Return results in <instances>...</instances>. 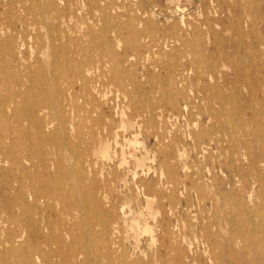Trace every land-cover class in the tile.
<instances>
[{"label":"rangeland","instance_id":"rangeland-1","mask_svg":"<svg viewBox=\"0 0 264 264\" xmlns=\"http://www.w3.org/2000/svg\"><path fill=\"white\" fill-rule=\"evenodd\" d=\"M115 1L0 0V264H264V0Z\"/></svg>","mask_w":264,"mask_h":264},{"label":"bare ground","instance_id":"bare-ground-1","mask_svg":"<svg viewBox=\"0 0 264 264\" xmlns=\"http://www.w3.org/2000/svg\"><path fill=\"white\" fill-rule=\"evenodd\" d=\"M116 1L118 2V0H116ZM116 1H115V2H116ZM121 3H122V2H121ZM127 3H128V2H127ZM67 5H68V4H67ZM51 6H52V5H51ZM53 6H54V5H53ZM53 6H52V9H53ZM126 6H127V5H126ZM129 7H130V6H129ZM33 8H34V7H33ZM68 8H69V7H68ZM10 9H11V8H10ZM27 9H29V8H27ZM30 9H31V8H30ZM46 9H47V8H46ZM64 9H65V8H64ZM99 9H100V8H99ZM104 9H105V8H104ZM127 10H128V9H127ZM129 10H130V9H129ZM129 10H128V11H129ZM29 11H30V10H29ZM32 11H33V10H32ZM35 11H36V10H35ZM35 11H34V13H35ZM67 11H68V10H67ZM104 11H105V10H104ZM0 12H1V11H0ZM11 12H12V11H11ZM102 12H103V11H102ZM27 13H28V12H27ZM75 13H76V11H75ZM118 13H119V12H118ZM123 13H124V12H123ZM38 14H39V12H38ZM104 14H105V12H104ZM104 14H103V15H104ZM0 15H1V14H0ZM12 15H13V14H12ZM29 15H30V14H29ZM32 15H33V14H32ZM93 15H94V14H93ZM113 15H114V14H113ZM120 15H121V13H120ZM130 15H131V14H130ZM130 15H129V16H130ZM7 16H8V14H7ZM24 16H25V15H24ZM33 16H34V15H33ZM39 16H40V15H39ZM54 16H55V15H54ZM94 16H95V15H94ZM115 16H116V15H115ZM4 17H5V16H4ZM15 17H16V16H15ZM15 17H14V18H15ZM40 17H41V16H40ZM109 17H110V16H109ZM113 17H114V16H113ZM8 18H9V17H8ZM10 18H11V17H10ZM22 18H23V17H22ZM47 18H48V17H47ZM150 18H151V17H150ZM16 19H17V17H16ZM16 19H15V20H16ZM107 19H108V17H107ZM2 20H3V19H2ZM7 20H8V19H7ZM21 20H22V19H21ZM32 20H33V19H32ZM95 20L97 21V19H95ZM104 20H105V19H104ZM111 20H112V19H111ZM115 20H117V19H115ZM115 20H114V21H115ZM120 20H121V19H120ZM25 21H26V19L24 20V23H23V24H25ZM98 21H99V19H98ZM118 21H119V20H118ZM118 21H116V22H118ZM250 21H251V20H250ZM16 22H17V21H16ZM27 22H28V21H27ZM46 22H47V21H46ZM256 22H257V21H256ZM8 23H9V22H8ZM30 23H31V22H30ZM32 23H34V22H32ZM32 23H31V24H32ZM47 23H48V22H47ZM47 23H46V24H47ZM50 23H52V22H49L47 25H49ZM99 23H100V22H99ZM102 23H103V21H102ZM107 23H108V22H107ZM113 23H115V22H113ZM120 23H121V21H120ZM103 24H104V23H103ZM105 24H106V23H105ZM117 24H118V23H117ZM152 24H153V22H152ZM10 25H11V24H10ZM12 25H13V24H12ZM109 25H111V24H109ZM118 25H119V24H118ZM121 25H122V24H121ZM121 25H120V26H121ZM135 25H136V24H135ZM137 25H138V24H137ZM241 25H242V24H241ZM243 25H244V24H243ZM4 26H5V25H4ZM103 26H104V25H103ZM114 26H115V25H114ZM143 26H144V25H143ZM125 27L127 28V26H125ZM134 27L136 28V26H134ZM134 27H133V28H134ZM137 27H138V26H137ZM144 27H145V26H144ZM1 28H2V27H1ZM14 28H15V27H14ZM16 28H17V27H16ZM31 28H32V27H31ZM60 28H61V27H60ZM65 28H66V27H65ZM90 28H91V27H90ZM108 28H109V27H108ZM110 28L112 29V27H110ZM110 28H109V30H110ZM116 28H118V27H116ZM119 28H120V27H119ZM126 28H125V29H126ZM147 28H148V27H147ZM190 28H191V27H190ZM200 28H201V27H200ZM25 29H26V27H25ZM29 29H30V28H29ZM33 29H34V28H33ZM33 29H30V30H33ZM61 29H63V27H62ZM97 29H98V27H97ZM100 29H101V28H100ZM113 29H114V28H113ZM141 29H142V27H141ZM13 30H14V29H13ZM17 30H18V29H17ZM95 30H96V29H95ZM114 30H115V29H114ZM119 30H120V29H119ZM119 30H118V31H119ZM133 30H134V29H133ZM199 30H200V29H199ZM209 30H210V29H209ZM59 31H60V30H59ZM90 31H91V30H90ZM90 31H89V32H90ZM93 31H94V28H93ZM115 31H116V30H115ZM115 31H114V32H115ZM137 31H138V30H137ZM203 31H204V30H203ZM0 32H1V31H0ZM86 32H88V31H86ZM94 32H95V31H94ZM97 32H98V31H97ZM104 32H105V31H104ZM111 32H112V31H111ZM120 32H121V30H120ZM131 32H132V31H131ZM142 32H143V30H142ZM142 32H141V33H142ZM254 32H256V31H254ZM60 33H61V32H60ZM100 33H101V32H100ZM108 33H109V32H108ZM115 33H117V32H115ZM200 33H201V32H200ZM11 34H12V33H11ZM15 34H16V33H15ZM33 34H34V33H33ZM36 34H37V33H36ZM47 34H48V33H47ZM102 34H103V33H101V35H102ZM105 34H106V33H105ZM110 34H111V33H110ZM139 34H140V33H139ZM201 34H202V33H201ZM78 35H79V33H78ZM106 35H107V34H106ZM120 35H121V34H120ZM122 35H123V34H122ZM122 35H121V36H122ZM134 35H135V34H134ZM137 35H138V34H137ZM137 35H135V36H137ZM142 35H143V34H142ZM148 35H149V34H148ZM16 36H17V35H16ZM61 36H62V35H61ZM118 36H119V34L117 35V37H118ZM144 36H145V35H144ZM164 36H165V35H164ZM25 37H26V36H25ZM33 37H34V35H33ZM58 37H59V35H58ZM68 37H69V35H68ZM92 37H93V36H92ZM104 37H105V36H104ZM139 37H140V36H139ZM145 37H146V36H145ZM165 37H166V36H165ZM195 37H196V36H195ZM213 37H214V36H213ZM69 38H70V37H69ZM101 38H102V37H101ZM111 38H112V35H111ZM128 38H129V37H128ZM177 38H178V37H177ZM13 39H14V37H13ZM55 39H56V36H55ZM57 39H58V38H57ZM112 39H113V38H112ZM136 39H137V38H136ZM155 39H156V38H155ZM1 40H2V39H1ZM1 40H0V41H1ZM8 40H9V39H8ZM11 40H12V39H11ZM11 40H10V41H11ZM15 40H16V39H15ZM15 40H14V41H15ZM92 40H93V38H92ZM71 41H72V40H71ZM74 41H75V40H74ZM136 41H137V40H136ZM154 41H155V40H154ZM247 41H248V40H247ZM23 42H24V41H23ZM37 42H38V41H37ZM61 42H62V41H61ZM96 42H97V41H96ZM98 42H99V41H98ZM103 42H104V41H103ZM186 42H188V41H186ZM196 42H197V41H196ZM263 42H264V40H263ZM8 43H9V42H8ZM46 43H47L46 45H48V42H46ZM75 43H76V42H75ZM259 43H260V42H259ZM9 44H10V43H9ZM54 44H55V43H54ZM56 44H57V43H56ZM80 44H81V43H80ZM97 44H99V43H97ZM106 44H107V42H106ZM119 44H120V42H119ZM157 44H158V43H157ZM113 45H114V44H113ZM178 45H179V44H178ZM239 45H240V42H239ZM3 46H4V45H3ZM12 46H13V45H12ZM58 46H59V45H58ZM58 46H57V47H58ZM65 46H66V44H65ZM106 46H108V45H106ZM106 46H105V47H106ZM46 47H47V46H46ZM57 47H56V48H57ZM60 47H61V45H60ZM82 47H83V46H82ZM86 47H87V46H86ZM101 47H103V46H101ZM101 47H100V49H101ZM150 47H151V46H150ZM175 47H176V46H175ZM175 47H174V48H175ZM177 47H178V46H177ZM66 48H67V46H66ZM89 48H90V47H89ZM12 49H13V48H12ZM47 49H48V47H47ZM70 49H71V48H70ZM96 49H97V48H96ZM102 49H103V48H102ZM151 49H152V47H151ZM182 49H183V48H182ZM3 50H4V49H3ZM28 50H29V49H28ZM71 50H73V49H71ZM86 50H88V49H86ZM103 50H104V49H103ZM124 50H125V49H124ZM178 50H179V48H178ZM222 50H223V49H222ZM263 50H264V49H263ZM30 51H31V50H30ZM59 51H60V50H59ZM78 51H79V50H78ZM82 51H83V49H82ZM249 51H250V50H249ZM255 51H256V50H255ZM15 52H17V51H15ZM83 52H84V51H83ZM100 52H101V51H100ZM100 52H99V53H100ZM106 52H107V51H106ZM173 52H174V50H173ZM17 53H18V52H17ZM78 53H79V52H78ZM78 53H77V54H78ZM178 53H179V52H178ZM224 53L226 54V52H224ZM246 53H247V52H246ZM257 53H258V52H257ZM18 54H19V53H18ZM28 54H29V53H28ZM57 54H58V53H57ZM57 54H56V56H57ZM93 54H94V53H93ZM169 54H170V53H169ZM250 54H251V52H250ZM261 54H262V53H261ZM78 55H79V54H78ZM104 55H105V53H104ZM117 55H118V54H117ZM181 55H182V54H181ZM192 55H193V54H192ZM14 56H15V55H14ZM70 56H71V55H70ZM248 56H249V55H248ZM248 56H247V57H248ZM253 56H254V55H253ZM9 57H10V56H9ZM9 57H8V58H9ZM75 57H76V55H75ZM83 57L86 58L84 55H83ZM87 57H88V56H87ZM117 57H118V56H117ZM117 57H115V60L119 58V57H118V58H117ZM12 58H13V57H12ZM57 58H58V57H57ZM64 58H65V57H64ZM92 58H93V57H92ZM130 58H131V57H130ZM176 58H177V57H176ZM5 59H7V58H5ZM69 59H70V58H69ZM75 59H76V58H75ZM78 59H80V58H78ZM104 59H105V58H104ZM124 59H125V58H124ZM199 59H201V58H199ZM43 60H44V58H43ZM63 60H64V59H63ZM118 60H119V59H118ZM120 60H121V59H120ZM201 60H202V59H201ZM238 60H239V57H238ZM9 61H10V60H9ZM53 61H54V60H53ZM64 61H65V60H64ZM69 61H72V60H69ZM78 61H79V60H78ZM139 61H140V59H139ZM175 61H176V60H175ZM197 61H200V60H197ZM228 61H229V60H228ZM5 62H6V60H5ZM45 62H46V61H45ZM120 62H121V61H120ZM157 62H158V61H157ZM171 62H173V61H171ZM182 62H183V61H182ZM192 62H193V61H192ZM65 63H66V62H65ZM65 63H64V64H65ZM70 63H71V62H70ZM80 63H81V62H80ZM88 63H89V62H88ZM132 63H133V61H132ZM175 63H176V62H175ZM193 63H194V62H193ZM205 63H206V62H205ZM171 64H172V63H171ZM177 64H178V63H177ZM194 64H195V63H194ZM201 64H202V63H201ZM206 64H207V63H206ZM1 65H2V64H1ZM1 65H0V69H1ZM35 65H36V64H35ZM72 65H73V64H72ZM121 65H122V64H121ZM183 65H184V64H183ZM183 65H182V66H183ZM213 65H214V64H213ZM215 65H216V64H215ZM217 65H218V64H217ZM249 65H250V64H249ZM15 66H16V65H15ZM45 66H46V65H45ZM57 66H60V65L57 64ZM76 66H77V65H76ZM89 66H90V65H89ZM136 66H137V65H136ZM79 67H80V66H79ZM124 67H125V66H124ZM201 67H202V66H201ZM219 67H220V66H219ZM219 67H218V68H219ZM36 68H37V65H36ZM57 68H58V67H57ZM64 68H65V65H64ZM81 68H82V66H81ZM125 68H126V67H125ZM125 68H124V71L126 70ZM163 68H164V67H163ZM190 68H191V67H190ZM198 68H199V66H198ZM2 69H3V68H2ZM15 69H16V68H15ZM75 69H76V67H75ZM83 69H84V68H83ZM83 69H82V70H83ZM3 70H4V69H3ZM10 70H11V69H10ZM17 70H18V69H17ZM66 70H67V69H66ZM69 70H70V68H69ZM71 70H72V69H71ZM76 70L78 71V69H76ZM85 70H86V69H84V71H85ZM103 70H104V69H103ZM120 70H121V69H120ZM212 70H213V67H212ZM212 70H211V71H212ZM1 71H2V70H1ZM19 71H20V70H19ZM57 71H58V70H57ZM127 71H128V70H127ZM193 71H195V70H193ZM9 72H10V71H9ZM13 72L16 73V72H18V71H16V72L13 71ZM37 72H40V71H37ZM69 72H70V71H69ZM80 72H81V71H80ZM82 72H83V71H82ZM103 72H104V71H103ZM165 72H166V71H165ZM189 72H190V71H189ZM189 72H188V74H189ZM197 72H198V71H197ZM200 72H201V71H200ZM26 73H28V72H26ZM67 73H68V72H67ZM126 73H127V72H126ZM128 73H129V72H128ZM174 73H175V72H174ZM195 73H196V72H195ZM198 73H199V72H198ZM5 74H6V72H5ZM48 74H49V73H48ZM74 74H75V73H74ZM78 74H79V73H78ZM172 74H173V73H172ZM6 75H7V74H6ZM20 75H21V74H20ZM53 75H54V74H53ZM212 75H213V74H212ZM39 76H40V75H39ZM42 76H43V75H42ZM81 76H83V75H81ZM7 77H8V76H7ZM34 77H35V76H34ZM36 77H37V76H36ZM44 77H45V75H44ZM48 77H49V76H48ZM48 77H47V78H48ZM68 77H69V76H68ZM72 77H73V76H72ZM77 77H78V76H77ZM133 77H134V76H133ZM180 77H181V76H180ZM214 77H215V76H214ZM4 78H5V77H4ZM21 78H22V76H21ZM37 78H38V77H37ZM86 78H87V77H86ZM130 78H131V77H130ZM22 79H23V78H22ZM27 79H28V78H27ZM51 79H52V76H51ZM127 79H128V77H127ZM131 79H132V78H131ZM263 79H264V78H263ZM17 80H18V79H17ZM23 80H24V79H23ZM54 80H55V79H54ZM133 80H134V79H133ZM6 81H7V80H6ZM235 81H236V80H235ZM10 82H11V81H10ZM13 82H14V79L12 80V83H13ZM25 82H26V81H25ZM38 82H40V81H38ZM66 82H68V81H66ZM93 82H94V81H93ZM130 82H131V81H130ZM138 82H139V81H138ZM169 82H170V81H169ZM204 82H205V81H204ZM8 83H9V82H8ZM29 83H30V82H29ZM54 83H55V82H54ZM139 83H140V82H139ZM167 83H168V81H167ZM216 83H217V81H216ZM216 83H215V84H216ZM3 84H4V83H3ZM25 84H26V83H25ZM38 84H39V83H38ZM46 84H47V83H45V86L47 87ZM130 84H131V83H130ZM133 84H134V83H133ZM136 84H137V83H136ZM136 84H135V85H136ZM168 84H169V83H168ZM170 84H171V83H170ZM170 84H169V85H170ZM204 84H205V83H204ZM209 84H210V83H209ZM4 85H6V84H4ZM8 85H9V84H8ZM33 85H34V83H33ZM41 85H42V84H41ZM206 85H208V84H205V87H206ZM49 86H50V85H49ZM5 87H6V86H5ZM13 87H14V85H13ZM29 87H30V86H29ZM135 87H137V85H136ZM135 87H134V88H135ZM6 88H7V87H6ZM22 88H23V87H22ZM27 88H28V87H27ZM41 88H42V87H41ZM41 88H40V89H41ZM56 88H57V87H56ZM134 88H133V89H134ZM164 88H166V87H164ZM214 88L216 89L217 87H214ZM236 88H237V87H236ZM36 89H37V88H36ZM215 89H214V90H215ZM0 90H1V89H0ZM3 90H5V88H4ZM8 90H9V89H8ZM21 90H22V89H21ZM38 90H39V89H38ZM43 90H44V89H43ZM43 90H42V91H43ZM139 90H140V89H139ZM167 90H168V89H167ZM30 91H31V90H30ZM36 91H37V90H36ZM134 91H135V90H134ZM3 92H4V91H3ZM7 92H8V91H7ZM37 92H38V91H37ZM52 92H53V91H52ZM127 92H128V91H127ZM144 92H145V91H144ZM163 92H164V90H163ZM221 92H222V91H221ZM0 93H1V92H0ZM29 93H30V92H29ZM161 93H162V92H161ZM168 93H169V92H168ZM256 93H257V92H256ZM1 94H2V93H1ZM25 94H26V92H25ZM37 94L40 95V92H38ZM37 94H35V95L37 96ZM128 94H130V93H128ZM163 94H164V93H163ZM174 94H175V93H174ZM4 95H5V94H4ZM4 95H3V96H4ZM33 95H34V94H33ZM217 95H218V94H217ZM28 96H29V94H28ZM31 96H32V95H31ZM115 96H116V95H115ZM25 97H26V96H25ZM34 97H35V96H34ZM40 97H41V96H40ZM42 97H43V96H42ZM44 97H45V96H44ZM44 97H43V98H44ZM105 97H106V96H105ZM117 97H118V96H117ZM15 98H16L15 96L10 97V101H9L8 107H12V106H14L13 104H15ZM37 98H38V97H37ZM43 98H42V99H43ZM46 98H47V97H46ZM49 98H50V97H49ZM51 98H52V97H51ZM237 98H238V97H237ZM38 99H39V98H38ZM40 99H41V98H40ZM47 99H48V98H47ZM160 99H162V98H160ZM186 99H187V98H186ZM21 100H22V99H21ZM53 100H54V98H53ZM53 100H52V101H53ZM227 100H228V98H227ZM227 100H226V101H227ZM232 100H233V98H232ZM232 100H231V101H232ZM33 101H34V100H33ZM33 101H32V102H33ZM35 101H36V100H35ZM151 101H152V100H151ZM219 101H220V100H219ZM25 102H28V101H25ZM29 102H30V101H29ZM38 102H39V101H38ZM41 102H43V100H42ZM54 102H55V101H54ZM54 102H53V103H54ZM161 102H162V100H161ZM209 102H210V101H209ZM21 103H23V102H21ZM21 103H20V104H21ZM39 103H40V102H39ZM231 103H232V102H231ZM239 103H240V102H239ZM241 103H242V102H241ZM18 104H19V102H18ZM20 104H19V105H20ZM24 104H25V103H24ZM29 104H30V103H29ZM42 104H44V103H42ZM55 104H56V103H54V105H55ZM150 104H151V103H150ZM227 104H228V103H227ZM236 104H237V103H236ZM236 104H235V105H236ZM25 105H26V104H25ZM47 105H48V104H47ZM60 105H61V104H60ZM178 105H179V104H178ZM223 105H224V104H223ZM225 105H226V104H225ZM237 105H238V104H237ZM240 105H241V104H240ZM240 105H239V106H240ZM31 106H32V105H31ZM35 106H36V102H35ZM39 106H40V105H39ZM43 106H44V105H43ZM171 106H172V105H171ZM226 106H227V105H226ZM232 106H233V105H232ZM55 107H56V106H55ZM62 107H63V106H62ZM210 107H211V106H210ZM235 107H238V106H235ZM240 107H241V106H240ZM5 108H6V107H5V105L3 104V100H2V98H1V99H0V112H4V111H5ZM18 108H19V106H18ZM32 108H33V107H32ZM53 108H54V107H53ZM53 108H52V109H53ZM57 108H58V107H57ZM117 108H118V105H117ZM141 108H143V107H141ZM223 108H224V107H223ZM232 108H233V107H232ZM14 109H15V108H14ZM29 109H30V108H29ZM35 109H36V107H35ZM35 109H33V110H35ZM71 109H72V108H71ZM241 109H243V108H241ZM30 110H31V109H30ZM53 110H54V109H53ZM58 110H59V108H58ZM142 110H143V109H142ZM231 110H232V109H231ZM26 111H28V110L26 109ZM46 111H47V110H46ZM55 111H56V110H55ZM59 111H60V110H59ZM143 111H144V110H143ZM30 112H31V111H30ZM33 112H34V114H35V112L37 113V111H33ZM56 112H57V111H56ZM144 112H145V111H144ZM151 112H152V111H151ZM232 112H233V114L235 113V111H232ZM17 113H18V112H17ZM26 113H27V112H26ZM28 113H29V112H28ZM28 113H27V115H28ZM38 113H39V112H38ZM53 113H54V111H53ZM57 113H58V112H57ZM76 113H77V112H76ZM152 113H153V112H152ZM12 114H13V113H12ZM12 114H10V115H12ZM29 114H30V113H29ZM32 114H33V113H32ZM34 114H33V115H34ZM239 114H240V113H239ZM27 115H26V116H27ZM56 115H57V114H56ZM75 115H76V114H75ZM226 115H227V114H226ZM14 116H15V115H14ZM23 116H24V115H23ZM31 116H32V115H31ZM230 116H231V115H230ZM237 116H239V115L237 114ZM11 117H12V116H11ZM34 117H35V116H34ZM34 117H33V119H34ZM56 117H58V116H56ZM234 117H235V116H234ZM251 117H252V116H251ZM15 118H16V117H15ZM35 118H36V117H35ZM40 118H41V117H40ZM239 118H240V117H239ZM0 119H1V118H0ZM36 119H37V118H36ZM38 119H39V118H38ZM46 119H47V118H46ZM55 119H56V118H55ZM79 119H80V118H79ZM195 119H197V118L195 117ZM226 119H228V118H226ZM236 119H237V117H236ZM252 119H253V118H252ZM20 120H21V119H20ZM22 120H23V118H22ZM22 120H21V121H22ZM28 120H29V119H28ZM24 121L26 122V120H24ZM24 121H23V122H24ZM59 121H60V120H59ZM61 121H62V120H61ZM156 121H157V120H156ZM19 122H20V121H19ZM36 122H38V121H36ZM41 122H43V121H42V118H41ZM56 122H57V120H56ZM63 122H64V121H63ZM241 122H242V121H241ZM244 122H245V121H244ZM244 122H243V123H244ZM247 122H249V121H247ZM17 123H18V121H17ZM21 123H22V122H21ZM33 123H35V122H33ZM38 123H39V122H38ZM85 123H86V122H85ZM88 123H89V121H88ZM200 123H201V122H200ZM259 123H260V122H259ZM1 124H2V123H1ZM24 124H26V123H24ZM163 124H164V123H163ZM2 125H3V124H2ZM6 125H7V124H6ZM15 125H16V124H15ZM15 125H14V126H15ZM22 125H23V124H21V126H22ZM33 125H37V123H36V124H33ZM55 125H56V124H55ZM78 125H79V124H78ZM78 125H77V126H78ZM88 125H89V124H88ZM240 125H241V124H240ZM7 126H8V125H7ZM10 126H11V125H10ZM19 126H20V125L18 124L17 127H19ZM37 126H38V125H37ZM42 126H43V125H42ZM42 126H40V127L42 128ZM44 126H46V125H44ZM163 126H164V125H163ZM17 127H16V128H17ZM27 127H28V126H27ZM30 127H31V126H30ZM84 127H85V126H84ZM241 127H242V126H241ZM13 128H14V127H13ZM23 128H24V127H23ZM35 128H36V126H35ZM220 128H221V127H220ZM3 129H4V128H3ZM5 129H7V128H5ZM14 129H15V128H14ZM21 129H22V128H21ZM46 129H47V128H46ZM172 129H173V128H172ZM8 130L10 131L9 128H8ZM26 130H27V128H26ZM28 130H29V129H28ZM34 130H35V129H34ZM37 130H38V129H37ZM41 130L43 131V129H41ZM55 130H56V129H55ZM55 130H54V131H55ZM61 131H62V130H61ZM243 131H244V130H243ZM0 132H1V131H0ZM20 132H21V131H20ZM27 132H28V131H27ZM43 132H44V131H43ZM71 132H72V131H71ZM174 132H175V128H174ZM244 132H245V131H244ZM255 132H256V131H255ZM28 133H29V132H28ZM33 134H34V133H33ZM52 134H53V133H52ZM54 134H55V133H54ZM56 134H57V133H56ZM1 135H2V134H1ZM35 135H36V134H35ZM38 135H39V134H38ZM62 135H63V134H62ZM64 135H65V134H64ZM66 135H67V134H66ZM73 135H74V134H73ZM76 135H77V134H76ZM94 135H95V134H94ZM135 135H136V134H135ZM39 136H40V135H39ZM44 136H45V135H44ZM48 136H49V135H48ZM69 136H70V135H69ZM184 136H185V135H184ZM4 137H5V136H4ZM34 137H35V136H34ZM36 137H37V136H36ZM88 137H89V136H88ZM176 137H177V136H176ZM8 138H9V137H8ZM37 138H38V137H37ZM91 138H92V137H91ZM5 139H7V138L5 137ZM33 139H34V138H33ZM39 139H40V137H39ZM44 139H45V141H46V137L43 138V140H44ZM2 140H3V139H2ZM30 140H31V139H30ZM35 140H36V139H34L33 141H35ZM130 140H131V139H130ZM207 140H209V139H207ZM4 141H6V140H4ZM36 141H37V140H36ZM36 141H35V142H36ZM39 141H40V140H39ZM45 141H44V142H45ZM64 141H65V140H64ZM115 141H116V140H115ZM128 141H129V140H128ZM195 141H196V140H195ZM201 141H202V139H201ZM131 142H132V141H131ZM235 142H236V141H235ZM0 143H1V142H0ZM18 143H19V142H18ZM20 143H21V142H20ZM37 143H38V142H37ZM106 143H107V142H106ZM4 144H5V142H4ZM4 144H3V145H4ZM22 144H23V143H22ZM89 144H90V143H89ZM134 144H135V143H134ZM142 144H143V143H141V146H142ZM244 144H245V143H244ZM247 144H248V143H247ZM16 145L18 146V144H16ZM23 145H25V144H23ZM29 145H30V144H29ZM39 145H40V144H39ZM144 145H145V144H144ZM179 145H180V144H179ZM222 145H223V144H222ZM229 145H230V144H229ZM237 145H238V144H237ZM245 145H246V144H245ZM253 145H254V144H253ZM261 145H262V144H261ZM1 146H2V145H1ZM1 146H0V148H1ZM36 146H37V145H36ZM233 146H234V145H233ZM251 146H252V145H251ZM38 147H39V146H38ZM65 147H67V146H65ZM139 147H140V145H139ZM199 147H200V146H199ZM244 147H246V146H244ZM12 148H14V147H12ZM17 148H18V147H17ZM21 148H22V147H21ZM35 148H36V147H35ZM109 148H110V147H109V145H108L107 148H105V150H103L102 153H103L104 156H107L106 154L108 153ZM142 148H143V147H142ZM160 148H161V146H160ZM260 148H261V147H260ZM262 148H263V147H262ZM135 149H136V147H135ZM231 149H232V148H231ZM231 149H230V150H231ZM233 149H234V147H233ZM14 150H15V149H14ZM16 150H17V149H16ZM16 150H15V151H16ZM19 150H20V149H19ZM27 150H28V149H27ZM35 150H36V149H35ZM37 150H38V149H37ZM39 150H41V149H39ZM74 150H75V148H74ZM144 150H145V149H144ZM15 151L13 152V154L15 153ZM24 151H26V149H25ZM29 151H30V150H29ZM41 151H43V150H41ZM138 151H140V150H138ZM146 151H147V150H146ZM255 151H256V150H255ZM1 152H2V151H1ZM8 152H9V154H10V151H8ZM49 152H50V151H49ZM75 152H76V151H75ZM147 152H148V151H147ZM161 152H162V150H161ZM161 152H160V154H162ZM196 152H197V150H196ZM250 152H251V151H250ZM29 153H31V152H29ZM69 153H70V152H69ZM54 154H55V153H54ZM70 154H71V153H70ZM152 154H153V153H152ZM164 154H165V153H164ZM233 154H234V153H233ZM233 154H232V155H233ZM238 154H239V153H238ZM249 154H250V153H249ZM10 155H12V154H10ZM10 155H9V156H10ZM15 155H16V154H15ZM66 155H67V154H66ZM72 155H73V154H72ZM251 155H253V154H251ZM7 156H8V155H7ZM12 156H13V155H12ZM18 156H19V155H18ZM257 156H259V155H257ZM10 157H11V156H10ZM10 157H9V159H10ZM21 157H23V155H22ZM54 157H55V156H54ZM107 157H108V156H107ZM231 157H232V156H231ZM262 157H263V154H262ZM6 158H7V157H6ZM6 158H4V159H6ZM16 158H17V157H16ZM18 158H19V157H18ZM18 158H17V160H18ZM103 158H105V157H103ZM123 158H124V157H123ZM125 158H126V157H125ZM137 158H138V157H137ZM148 158H149V157H148ZM28 159H29V157H28ZM31 159H33V158H31ZM108 159H109V158H108ZM153 159H155V158H153ZM263 159H264V157H263ZM6 160H7V159H6ZM17 160H16V161H17ZM22 160H23V159H22ZM22 160H20V161H22ZM75 160H77V159H75ZM165 160H167V159L165 158ZM165 160H164V161H165ZM4 161H5V160H4ZM9 161H10V160H9ZM28 161H30V159H29ZM39 161H40V160H39ZM47 161H48V160H47ZM111 161H112V160H111ZM201 161H202V160H201ZM230 161H231V160H230ZM11 162H12V160H11ZM11 162H10V163H11ZM17 162H18V161H17ZM22 162H23V161H22ZM26 162H27V161H26ZM32 162H33V161H32ZM234 162H235V161H234ZM251 162L254 163V161H251ZM263 162H264V161H263ZM1 163H3V161H2ZM18 163H19V162H18ZM23 163H24V162H23ZM41 163H42V162H41ZM44 163H45V162H44ZM19 164H20V163H19ZM31 164H32V163H31ZM35 164H36V163H35ZM39 164H40V163H39ZM145 164H146V163H145ZM251 164H252V163H251ZM251 164H250V165H251ZM256 164H257V163H256ZM20 165H22V164H20ZM25 165H26V163H25ZM25 165H24V166H25ZM33 165H34V164H33ZM33 165H32V167L35 166V165H34V166H33ZM43 165H44V164H43ZM137 165H138V164H137ZM57 166H58V165H57ZM170 166H171V165H170ZM170 166H169V167H170ZM229 166H230V165H229ZM232 166H233V163H232ZM12 167H13V166H12ZM32 167H31V168H32ZM35 167H36V166H35ZM48 167H49V166H48ZM51 167H52V166H51ZM230 167H231V166H230ZM251 167H252V166H251ZM38 168H39V167H37V169H38ZM207 168H208V167H207ZM232 168H233V167H232ZM238 168H239V167H238ZM247 168H248V165H247ZM24 169H25V167H24ZM29 169H30V168H29ZM47 169H48V168H47ZM47 169H46V170H47ZM151 169H152V168H151ZM25 170H26V169H25ZM35 170H36V169H34V172H35ZM42 170H43V169H42ZM48 170H49V169H48ZM50 170H52V169H50ZM50 170H49V171H50ZM59 170H60V169H59ZM64 170H65V169H64ZM72 170H73V169H72ZM78 170H79V169H78ZM80 170H81V169H80ZM193 170H194V169H193ZM232 170H233V169H232ZM232 170H231V171H232ZM237 170H238V169H237ZM244 170H245V169H244ZM252 170H253V169H252ZM15 171H16V170H15ZM18 171H19V170H18ZM32 171H33V170H32ZM36 171H37V170H36ZM87 171H88V169H87ZM147 171H148V170H147ZM199 171H200V170H199ZM233 171H234V170H233ZM246 171H247V170H246ZM13 172H14V171H13ZM16 172H17V171H16ZM34 172H33V175H34ZM37 172H39V171H37ZM241 172H244V171H241ZM250 172H251V170H250ZM28 173H29V171H28ZM43 173H44V171H43ZM49 173H50V172H49ZM79 173H80V172H79ZM230 173H231V172H230ZM26 174H27V173H26ZM46 174H47V173H46ZM135 174H136V173H135ZM147 174H148V173H147ZM3 175H4V173H3ZM18 175H19V174H18ZM158 175H159V174H158ZM214 175H215V174H214ZM250 175H251V174H250ZM34 176L36 177V175H34ZM37 176H38V174H37ZM40 176H41V175H40ZM40 176H39V178H40ZM46 176H47V175H46ZM55 176H56V175H55ZM58 176H59V175H58ZM66 176H67V175H66ZM66 176H65V177H66ZM244 176H245V175H244ZM252 176H253V175H252ZM32 177H33V176H32ZM47 177H48V176H47ZM51 177H52V175H51ZM56 177H57V176H56ZM134 177H136V176H134ZM258 177H259V176H258ZM3 178H4V177H3ZM25 178H26V177H25ZM12 179H13V178H12ZM42 179H44V176L42 177ZM50 179H52V178H50ZM57 179H58V178H57ZM68 179H69V178H68ZM213 179H214V178H213ZM219 179H220V178H219ZM6 180H7V179H6ZM21 180H22V179H21ZM21 180H20V182H21ZM47 180H49V179L47 178ZM60 180H61V179H60ZM69 180L71 181V179H69ZM69 180H68V181H69ZM144 180H145V179H144ZM155 180H156V179H155ZM228 180H229V179H228ZM3 181H5V180L3 179ZM31 181H32V180H31ZM41 181H42V180H41ZM45 181H46V180H45ZM81 181H82V180H81ZM81 181H80V182H81ZM260 181H261V179H260ZM39 182H40V181H39ZM39 182H36V183H39ZM51 182H52V181H51ZM57 182H58V181H57ZM80 182H79V183H80ZM147 182H148V180H147ZM219 182H221V181H219ZM224 182H225V181H224ZM32 183H33V182H32ZM34 183H35V182H34ZM34 183H33V184H34ZM40 183H41V182H40ZM55 183H56V182H55ZM81 183H82V182H81ZM141 183H142V181H141ZM149 183H150V182H148V184H149ZM244 183H245V182H244ZM26 184H27V181H26ZM44 184H45V183H44ZM57 184L59 185V183H57ZM65 184H66V183H65ZM143 184H144V183H143ZM155 184H156V183H155ZM155 184H154V185H155ZM208 184H209V183H208ZM12 185H13V184H12ZM35 185H36V184H34V186H35ZM41 185H42V183H41ZM51 185H52V184H51ZM58 185H57V186H58ZM145 185H146V184H145ZM224 185H225V183H224ZM9 186H10V185H9ZM23 186H24V185H23ZM23 186H22V187H23ZM25 186H26V185H25ZM29 186H30V185H28V186H26V187L28 188ZM48 186L51 187L50 185H48ZM57 186H56V187H57ZM59 186H60V185H59ZM61 186H62V184H61ZM66 186H67V185H66ZM146 186H147V185H146ZM151 186H152V185H151ZM209 186H210V184H209ZM12 187H13V186H12ZM44 187H45V186H44ZM172 187H173V186H172ZM193 187H194V186H193ZM232 187H233V185H232ZM13 188H14V187H13ZM46 188H47V186H46ZM52 188H53V187H52ZM142 188H143V187H142ZM241 188H242V187H241ZM8 189H9V188H8ZM19 189H20V188H19ZM19 189H18V190H19ZM21 189H22V188H21ZM49 189H50V188H49ZM57 189H58V188H57ZM57 189H56V190H57ZM136 189H137V187H136ZM218 189H219V188H218ZM50 190H51V189H50ZM64 190H65V189H64ZM137 190H138V189H137ZM170 190H171V189H170ZM216 190H217V189H216ZM219 190H220V189H219ZM258 190H259V189H258ZM8 191H9V190H8ZM22 191H23V189H22ZM46 191H47V190H46ZM46 191H45V192H46ZM52 191H53V190H52ZM72 191H73V190H72ZM138 191H139V190H138ZM188 191H189V190H188ZM202 191H203V190H202ZM249 191H250V190H249ZM5 192H6V191H5ZM19 192H20V191H18V194H19ZM49 192H50V191H49ZM49 192H48V193H49ZM134 192H136V191H134ZM170 192H171V191H170ZM170 192H168V193H170ZM235 192H236V191H235ZM12 193H13V191H12ZM20 193H21V195L23 194L22 192H20ZM48 193H47V195H48ZM53 193H55V192H53ZM49 194H50V193H49ZM87 194H88V193H87ZM87 194H86V195H87ZM186 194H187V193H186ZM259 194H260V192H259ZM36 195H37V193H36ZM82 195H84L83 192H82ZM172 195H173V194H172ZM177 195H178V194H177ZM222 195H223V194H222ZM16 196H17V195H16ZM39 196H40V195H39ZM43 196H46V195H43ZM50 196H51V195H50ZM57 196H58V195H57ZM213 196H214V195H213ZM215 196H216V195H215ZM223 196H224V195H223ZM234 196H235V195H234ZM20 197H21V196H20ZM66 197H67V196H66ZM66 197H65V198H66ZM81 197L83 198V196H81ZM145 197H146V196H145ZM205 197H206V196H205ZM236 197H237V196H236ZM242 197H243V194H242ZM242 197H241L240 199H242ZM18 198H19V197H18ZM35 198L37 199V197H36V196L34 197V200L36 201ZM42 198H43V197H42ZM56 198H57V197H56ZM62 198L64 199L63 196H62ZM185 198H186V197H185ZM206 198H207V197H206ZM212 198H213V197H212ZM232 198H233V197H232ZM243 198H244V197H243ZM21 199H22V198H21ZM30 199H31V198H30ZM49 199H50V198H49ZM51 199H52V197H51ZM176 199H177V198H176ZM233 199H234V198H233ZM251 199H252V198H251ZM17 200H18V199H17ZM22 200H23V199H22ZM25 200H26V197H25ZM54 200H55V199H54ZM82 200H83V199H82ZM145 200H146V199H145ZM252 200H253V199H252ZM255 200H256V199H255ZM263 200H264V199H263ZM7 201H8V200H6V202H7ZM14 201H15V200H14ZM14 201H13V203H14ZM45 201H46V198H45ZM49 201H50V200H49ZM56 201H57V200H56ZM62 201H63V200H62ZM172 201H173V200H172ZM65 202H66V201H65ZM65 202H64V203H65ZM83 202H84V200H83ZM102 202H103V201H102ZM102 202H101V203H102ZM185 202H187V201H185ZM240 202H241V201H240ZM240 202H239V203H240ZM0 203H1V205H2V202H0ZM16 203H17V202H16ZM39 203H40V202H39ZM48 203H49V202H48ZM176 203H177V202H176ZM187 203H188V202H187ZM11 204H12V201H11ZM61 204H62V203H61ZM65 204H66V203H65ZM102 204H103V203H102ZM126 204H127V203H126ZM126 204H125V205H126ZM146 204H147V203H146ZM4 205H5V204H4ZM18 205H19V202H18ZM35 205H38V204L35 203ZM35 205H32V206L34 207ZM55 205H56V204H55ZM125 205H124V207H125ZM163 205H164V204H163ZM201 205H202V204H201ZM5 206H6V205H5ZM5 206H4V207H5ZM12 206H13V205H12ZM50 206H51V205H50ZM66 206H67V205H65V207H66ZM69 206H70V205H69ZM222 206H223V205H222ZM246 206H247V203H246ZM20 207H21V206H20ZM22 207H23V206H22ZM22 207H21V208H22ZM39 207H40V206H39ZM53 207H54V205H53ZM63 207H64V206H63ZM165 207H166V206H165ZM236 207L239 208V207H241V205H240L239 207H238V206H236ZM257 207H258V206H257ZM43 208H44V207H43ZM43 208H42V209H43ZM49 208H50V207H49ZM111 208H112V206H111ZM243 208H244V207H243ZM251 208H252V207H251ZM0 209H1V208H0ZM2 209H4V208H2ZM23 209H24V208H23ZM28 209H29V205H28ZM34 209H35V208H34ZM34 209H33V210H34ZM46 209H47V208H45V210H46ZM56 209H57V207H56ZM79 209H80V205H79ZM94 209L96 210V208H94ZM9 210H11V209H9ZM40 210H41V209H40ZM52 210H53V209H52ZM54 210H55V209H54ZM54 210H53V211H54ZM61 210H62V209H61ZM103 210H104V209H103ZM129 210H130V209H129ZM233 210H234V209H233ZM253 210H254V208H253ZM67 211H68V210H67ZM67 211H66V212H67ZM105 211H106V208H105ZM121 211H122V209H121ZM240 211H241V210H240ZM12 212H13V210H12ZM22 212H23V210H22ZM58 212H60V211H58ZM64 212H65V211H64ZM130 212H131V211H129V213H130ZM251 212H252V211H251ZM256 212H257V211H256ZM0 213H1V212H0ZM54 213H56V212H54ZM68 213H69V212H68ZM114 213H115V212H114ZM129 213H128V214H129ZM208 213H209V212H208ZM226 213H227V212H226ZM4 214H5V213H4ZM33 214H34V213H33ZM33 214H31V215H33ZM37 214H38V213H37ZM39 214H42V212H41V213L39 212ZM125 214H126V213H125ZM216 214H217V213H216ZM216 214H215V215H216ZM256 214H257V213H256ZM258 214H260V211H259ZM15 215H16V214H15ZM31 215H30V216H31ZM46 215H47V213H46ZM48 215H49V214H48ZM56 215H57V214H56ZM58 215H59V214H58ZM71 215H72V214H71ZM111 215H112V214H111ZM123 215H124V214H123ZM252 215H253V214H252ZM9 216H10V215H9ZM13 216H14V215H13ZM20 216H21V215H20ZM36 216H37V215H36ZM51 216H52V215H51ZM263 216H264V215H263ZM21 217H22V216H21ZM62 217H63V216H62ZM71 217L73 218V216H71ZM83 217H84V216H83ZM86 217H87V216H86ZM35 218H36V217H35ZM63 218H64V217H63ZM215 218H217V216H216ZM237 218H238V217H237ZM247 218H248V217H247ZM22 219H24V218H22ZM22 219H21V221H22ZM48 219H49V218H48ZM85 219H87V218H85ZM109 219H110V218H109ZM260 219H261V218H260ZM41 220H42V219H41ZM58 220H60L59 217H58ZM58 220H57V221H58ZM115 220H116V218H115ZM215 220H216V219H215ZM9 221L11 222V220H9ZM9 221H4L3 219L0 218V228H1V226H5L6 223L9 225V227H10V226L12 227V225H11L12 223L10 224ZM12 221H13V224H14V218L12 219ZM91 221H92V219H91ZM110 221H111V220H110ZM208 221H209V219H208ZM211 221H212V220H211ZM211 221H210V223H211ZM253 221H254V220H253ZM260 221H261V220H260ZM18 222H20V221H18ZM26 222H27V221H26ZM38 222H39V221H38ZM51 222H52V221H51V219H50V223H51ZM54 222H55V221H54ZM65 222H66V221H65ZM92 222H93V221H92ZM137 222H138V221H137ZM189 222H190V221H189ZM255 222H256V220H255ZM16 223H17V222H16ZM24 223H25V222H24ZM55 223H56V222H55ZM93 223H94V222H93ZM64 224H66V223H64ZM218 224H219V223H218ZM256 224H257V222H256ZM256 224H255V225H256ZM15 225H16V224H15ZM33 225H34V224H33ZM55 225H57V224H55ZM62 225H63V224H62ZM85 225H86V223H85ZM91 225H92V224H90V226H91ZM234 225H235V224H234ZM236 225H237V224H236ZM236 225H235V226H236ZM242 225H243V224H242ZM242 225H240V226H242ZM31 226H32V225H31ZM35 226H36V225H35ZM44 226H45V224H44ZM50 226H51V225H50ZM60 226H61V225H60ZM60 226H59V227H60ZM64 226H65V225H64ZM67 226H68V225H67ZM67 226H66V227H67ZM96 226H97V224H96ZM96 226H95V227H96ZM208 226H209V224H208ZM216 226H217V225H216ZM253 226H254V225H253ZM253 226H252V228H253ZM9 227H8V228H9ZM24 227H25V225L23 226V228H24ZM55 227H56V226H55ZM57 227H58V226H57ZM85 227H86V226H85ZM87 227H88V226H87ZM133 227H134V226H133ZM212 227H213V226H212ZM255 227H257V226H255ZM263 227H264V226H263ZM263 227H262V228H263ZM16 228H18V226H16ZM35 228H36V227H35ZM60 228H61V227H60ZM60 228H58V230H55V233H56L57 231H59ZM237 228H238V227H237ZM242 228H243V227H242ZM245 228H247V227H245ZM18 229H19V228H18ZM27 229H28V228H27ZM65 229H66V228H65ZM84 229H85V228H84ZM89 229H90V228H89ZM256 229H257V228H256ZM258 229H261V228H258ZM87 230H88V229H87ZM87 230H85V231H87ZM95 230H96V229H95ZM101 230H102V229H101ZM101 230H100V231H101ZM110 230H111V229H110ZM199 230H200V229H199ZM205 230H206V229H205ZM230 230H232V229H230ZM13 231H14V230H13ZM34 231H35V230H34ZM36 231H37V230H36ZM40 231H41V230H40ZM40 231H39V232H40ZM62 231H63V230H62ZM88 231H89V230H88ZM88 231H87V232H88ZM90 231H91V230H90ZM93 231H94V230H93ZM98 231H99V230H98ZM107 231H108V229H107ZM238 231H239V230H238ZM245 231H246V230H245ZM245 231H244V232H245ZM252 231H254V230H252ZM255 231H256V230H255ZM8 232H9V231H8ZM32 232H33V231H32ZM41 232H42V231H41ZM44 232H45V231H44ZM73 232H74V230H73ZM209 232H211V231H209ZM209 232H208V233H209ZM213 232H216V231H213ZM233 232H234V231H233ZM236 232H237V231H236ZM246 232H247V231H246ZM250 232H251V231H250ZM12 233H14V232H12ZM30 233H31V232H30ZM45 233H46V232H45ZM62 233H63V232H62ZM204 233H205V232H204ZM206 233H207V232H206ZM206 233H205V234H206ZM230 233H232V232H230ZM237 233H238V232H237ZM239 233H240V232H239ZM258 233H260V231H259ZM18 234H19V233H18ZM47 234H48V233H47ZM60 234H61V233H60ZM64 234H65V233H64ZM69 234L71 235V233H69ZM79 234H80V233H79ZM84 234H85V233H84ZM87 234H88V233H87ZM87 234H86V235H87ZM98 234H99V233H98ZM110 234H111V233H110ZM113 234H114V233H112L111 235H113ZM151 234H152V233H151ZM215 234H216V233H215ZM219 234H220V233H219ZM232 234H233V233H232ZM256 234H257V233H256ZM56 235H57V233H56ZM88 235H89V234H88ZM88 235H87V236H88ZM92 235H93V234H92ZM94 235H95V233H94ZM217 235H218V234H217ZM242 235H243V234H242ZM242 235H241V238H242ZM252 235H253V234H252ZM257 235H258V234H257ZM53 236H54V235H53ZM57 236H58V235H57ZM64 236H65V235H64ZM74 236H75V235H74ZM98 236H99V235H98ZM206 236H207V235H206ZM238 236H239V235H238ZM10 237H11V236H10ZM19 237H20V236H19ZM54 237H56V236H54ZM65 237H66V236H65ZM65 237H64V238H61V237H60V238H61V239H65ZM99 237H100V236H99ZM141 237H142V236H141ZM212 237H213V235H212ZM246 237H248L247 234H246ZM263 237H264V236H263ZM30 238H31V237H30ZM30 238H28V239H30ZM88 238H89V237H88ZM100 238H102V236H101ZM127 238H128V237H127ZM183 238H184V236H183ZM261 238H262V236H261ZM11 239H12V238H11ZM84 239H85V238H84ZM89 239H90V238H89ZM92 239H93V238H92ZM98 239H99V238H98ZM107 239H108V237H107ZM152 239H153V237H152ZM210 239H211V237H210ZM253 239H254V238H253ZM65 240H66V239H65ZM100 240H101V239H100ZM254 240H255V239H254ZM256 240H257V239H256ZM52 241H53V237H52ZM57 241H58V240H57ZM60 241H61V240H60ZM60 241H59V242H60ZM90 241H91V240H90ZM93 241H94V239H93ZM93 241H92V242H93ZM98 241H99V240H98ZM104 241H105V240H104ZM197 241H198V240H197ZM214 241H215V240H214ZM217 241H218V240H217ZM217 241H216V243H217ZM221 241H222V240H221ZM227 241H228V240H227ZM229 241H230V240H229ZM229 241H228V242H229ZM236 241H237V240H236ZM243 241H244V240H243ZM250 241H251V240H250ZM10 242H11V241H10ZM10 242H9V243H10ZM31 242H32V241H31ZM31 242H30V243H31ZM40 242H41V241H40ZM46 242H47V241H46ZM49 242H50V241H49ZM66 242H69V241H66ZM87 242H88V241H86V243H87ZM246 242H247V241H246ZM2 243H3V242H2ZM19 243H20V242H19ZM86 243H85V244H86ZM93 243H94V242H93ZM210 243H211V240H210ZM231 243H232V242H231ZM234 243H235V242H234ZM259 243H260V242H259ZM261 243H262V242H261ZM24 244H25V243H24ZM28 244H29V243H28ZM31 244H32V243H31ZM49 244H50V243H49ZM59 244H60V243H59ZM85 244H84V245H85ZM89 244H90V243H89ZM99 244H100V243H99ZM32 245H33V244H32ZM38 245H39V244H38ZM65 245H66V244H65ZM119 245H120V244H119ZM261 245H262V244H261ZM6 246H7V245H6ZM40 246H41V244H40ZM58 246H59V245H58ZM78 246H79V245H77V247H78ZM86 246H87V245H86ZM93 246H94V245H93ZM100 246H101V245H100ZM102 246H103V245H102ZM108 246H109V248H110L111 250L113 249V248H112V246H113V239H112V238H110V241H109ZM211 246H212V245H211ZM234 246H236V245L234 244ZM21 247H22V246H21ZM28 247H29V245H28ZM33 247H34V245H33ZM49 247H51V246H49ZM49 247H48V248H49ZM53 247H54V246H53ZM53 247H51V248H53ZM60 247H61V246H60ZM25 248H26V247H25ZM31 248H32V246H31ZM48 248H47V246H46L45 249L48 250ZM89 248H90V247H89ZM94 248H95V247H94ZM94 248H93V249H94ZM99 248H100V247H99ZM99 248H98V250H99ZM104 248H105V247H104ZM106 248H107V246H106ZM212 248H213V247H212ZM252 248H253V247H252ZM254 248H255V247H254ZM6 249H7V248H6ZM6 249H5V250H6ZM39 249H40V248H39ZM45 249H44V250H45ZM49 249H50V248H49ZM54 249H55V248H54ZM58 249H59V247H58ZM86 249H87V248H86ZM243 249H244V248H243ZM245 249H246V248H245ZM9 250H10V249H9ZM17 250H18V249H17ZM17 250H16V251H17ZM44 250H43V252H44ZM51 250H52V249H51ZM107 250H108V249H107ZM107 250H106V251H107ZM113 250H114V249H113ZM250 250H251V249H250ZM254 250H255V249H254ZM12 251H13V250H12ZM55 251H56V250H55ZM57 251H58V250H57ZM57 251H56V252H57ZM123 251H124V250H123ZM237 251H238V249H237ZM3 252H4V251H3ZM14 252H15V251H14ZM20 252H21V251H20ZM36 252H37V251H36ZM48 252H49V251H48ZM52 252H53V251H52ZM88 252H89V250H88ZM88 252H86V253H88ZM95 252H96V251H95ZM159 252H160V251H159ZM228 252H229V251H228ZM262 252H263V251H262ZM12 253H13V252H12ZM12 253H11V254H12ZM17 253H18V252H17ZM37 253H38V252H37ZM37 253H36V254H37ZM39 253H40V251H39ZM45 253H47V252H45ZM57 253H58V252H57ZM68 253H69V252H68ZM90 253H92V252H90ZM106 253H107V252H106ZM122 253H123V252H122ZM1 254H2V253H1ZM11 254H10V255H11ZM13 254H14V253H13ZM13 254H12V255H13ZM42 254H43V253H42ZM53 254H54V253H53ZM61 254H62V253H61ZM61 254H60V255H61ZM97 254L99 255V253H97ZM100 254H102V253H100ZM217 254H218V253H217ZM14 255H15V254H14ZM21 255H22V254H21ZM23 255H24V254H23ZM23 255H22V256H23ZM90 255H92V254H90ZM94 255H95V257H96V253H94ZM94 255H93V256H94ZM107 255H108V254H107ZM246 255H247V254H246ZM249 255H250V254H249ZM22 256H21V257H22ZM25 256H26V255H25ZM46 256H47V255H46ZM70 256H71V255H70ZM83 256H84L83 252H81V251H79V252H78V251H75V252H74V251H73V252H72L71 259H75V258H76V259H78V258H84ZM100 256H101V255H100ZM129 256H130V255L122 254V255H118V256L116 257V260H115V261H114V260H110V259H108L107 257H105L104 260H107V261L109 262V264H112L113 261H114L115 264H134V261H132L131 258H130ZM5 257H6V256H5ZM11 257H12V256H11ZM17 257H19L18 254H17ZM90 257H91V256H90ZM97 257H98V256H97ZM97 257H96V258H97ZM218 257H219V254H218ZM32 258H33V257H32ZM35 258L39 261V263H42V264H43V262H46V260H47V259L45 260V257L42 256L41 254H40V255L38 254ZM35 258H34V260H35ZM109 258H112V257H109ZM113 258H114V257H113ZM238 258H239V256H238ZM241 258H242V257H241ZM241 258H240V259H241ZM249 258H250V256H249ZM5 259H6V258H5ZM19 259H21V258H19ZM23 259H24V258H23ZM64 259H65V258H64ZM216 259H217V258H216ZM261 259H263V255H262ZM2 260H3V258H2ZM37 260H36V261H37ZM82 260H83V259H82ZM86 260H87V258H86ZM93 260H95V259H93ZM209 260H210V259H209ZM217 260H219V259H217ZM244 260H245V258H244ZM251 260H252V259H251ZM7 261H9V260L7 259ZM10 261H11V260H10ZM14 261H15V260H14ZM19 261H20V260H19ZM26 261H27V258L25 259V262H26ZM29 261H30V260H29ZM70 261H71V260H70ZM78 261H79V260H78ZM89 261H90V260H89ZM136 261H137V260H136ZM168 261H169V260H168ZM215 261H216V260H215ZM221 261H222V260H221ZM15 262H16V261H15ZM30 262H32V260H31ZM33 262H34V261H33ZM92 262H93V264H96V263H94V261H92ZM97 262H98V261H97ZM171 262H172V261H171ZM246 262H247V261H246ZM17 263H20V262H17ZM85 263H86V262H85ZM85 263H84V264H85ZM166 263H167V262H166ZM13 264H15V263H13ZM23 264H25V263L23 262ZM33 264H34V263H33ZM35 264H36V263H35ZM37 264H38V263H37ZM46 264H48V263H46ZM50 264H53V263H50ZM60 264H61V263H60ZM74 264H76V262H74ZM91 264H92V263H91ZM186 264H187V263H186ZM246 264H247V263H246Z\"/></svg>","mask_w":264,"mask_h":264}]
</instances>
